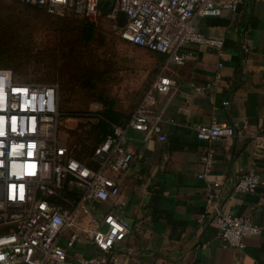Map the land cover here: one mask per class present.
Wrapping results in <instances>:
<instances>
[{"label": "built area", "instance_id": "2783aa9c", "mask_svg": "<svg viewBox=\"0 0 264 264\" xmlns=\"http://www.w3.org/2000/svg\"><path fill=\"white\" fill-rule=\"evenodd\" d=\"M55 14L77 17L100 14L107 0H22ZM108 12L121 36L151 51L165 54L166 64H184L192 57L188 46L203 43L216 47L222 38L196 28L197 18L219 16L234 10L241 0H112ZM126 23H116L118 12ZM166 64L151 80L141 98L120 125H113L97 144L91 163L76 159L67 138L58 128L60 111L57 88L51 83H25L13 78L11 69L0 67V264H128L118 246L129 233L131 222L117 212L96 210L92 202L118 200L119 183L110 172L126 171L132 154L126 148L127 129L145 138L166 139L155 114L157 93L168 92L174 81L164 73ZM210 86L194 85L203 91ZM196 137L204 141L231 138L235 131L217 119L195 125ZM258 146L264 147V139ZM213 153L201 152L208 171ZM207 174L198 173V177ZM264 184L255 168L226 183L227 192H250ZM222 182L213 180L205 189L208 224L226 247H243L245 238L264 230L251 217L222 211ZM85 239L95 248L90 255L70 256L68 249Z\"/></svg>", "mask_w": 264, "mask_h": 264}, {"label": "crops", "instance_id": "0c3cea01", "mask_svg": "<svg viewBox=\"0 0 264 264\" xmlns=\"http://www.w3.org/2000/svg\"><path fill=\"white\" fill-rule=\"evenodd\" d=\"M196 28L222 38L220 47L193 43L192 57L184 64L166 62L157 53V73L173 81L168 92L157 93L155 114L164 141L145 138L127 129L129 168L110 172L119 183L118 200L89 204L96 210L117 212L131 222L118 246L128 264H264V230L245 238L243 247H226L208 224L205 189L222 182L218 201L230 215L249 216L264 223V184L250 192H227L224 187L237 174L255 168L264 181V0H241L234 10L197 18ZM154 77L152 79H154ZM210 86L203 91L194 85ZM217 119L234 128L231 138L204 141L195 125ZM209 148L208 171L200 160ZM206 173L198 177V173ZM225 184V185H224ZM92 244L83 238L68 249L70 256L90 255Z\"/></svg>", "mask_w": 264, "mask_h": 264}, {"label": "rangeland", "instance_id": "374dc122", "mask_svg": "<svg viewBox=\"0 0 264 264\" xmlns=\"http://www.w3.org/2000/svg\"><path fill=\"white\" fill-rule=\"evenodd\" d=\"M89 20L87 28L86 19L72 13L0 0V67L11 69L19 82L56 85L58 128L85 163L98 139L93 115L111 109L128 116L160 60L155 51L124 39L109 15Z\"/></svg>", "mask_w": 264, "mask_h": 264}, {"label": "trees", "instance_id": "16d2710c", "mask_svg": "<svg viewBox=\"0 0 264 264\" xmlns=\"http://www.w3.org/2000/svg\"><path fill=\"white\" fill-rule=\"evenodd\" d=\"M80 18L86 19L85 23H86L87 28H90L92 26V22L89 20V16L80 17ZM60 115H61V113H60ZM93 116H94L93 120L96 119L97 121L94 123L93 122H91V123H93L98 129V137H97L98 139H97L96 144L94 145V147L92 149L91 155L93 154L95 147L102 140V138L106 134H108L112 131L113 125L123 124L129 118L130 114L128 116L122 117L121 114H119V113H117L111 109H108L103 114H97V115H93ZM93 120H90V121H93ZM68 148H69V151L71 152V154L76 159L80 160V158H78L76 155L73 154L71 147L68 146ZM88 163L90 164L91 161L89 160Z\"/></svg>", "mask_w": 264, "mask_h": 264}, {"label": "water", "instance_id": "95a60500", "mask_svg": "<svg viewBox=\"0 0 264 264\" xmlns=\"http://www.w3.org/2000/svg\"><path fill=\"white\" fill-rule=\"evenodd\" d=\"M113 8V1L112 0H107L105 1L101 7L100 11L102 15H107L109 11H111ZM116 23L119 27H123L124 24L126 23V14L123 11L118 12L116 16Z\"/></svg>", "mask_w": 264, "mask_h": 264}]
</instances>
